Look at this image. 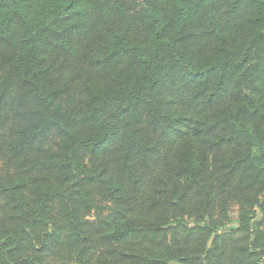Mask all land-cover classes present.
Wrapping results in <instances>:
<instances>
[{
    "label": "trees",
    "instance_id": "obj_1",
    "mask_svg": "<svg viewBox=\"0 0 264 264\" xmlns=\"http://www.w3.org/2000/svg\"><path fill=\"white\" fill-rule=\"evenodd\" d=\"M0 264H264V0H0Z\"/></svg>",
    "mask_w": 264,
    "mask_h": 264
},
{
    "label": "rangeland",
    "instance_id": "obj_2",
    "mask_svg": "<svg viewBox=\"0 0 264 264\" xmlns=\"http://www.w3.org/2000/svg\"><path fill=\"white\" fill-rule=\"evenodd\" d=\"M230 216H231V218H235L237 216V208H234L231 210ZM90 218H92V217H90Z\"/></svg>",
    "mask_w": 264,
    "mask_h": 264
}]
</instances>
